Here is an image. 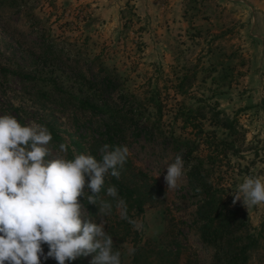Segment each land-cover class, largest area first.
I'll return each mask as SVG.
<instances>
[{"label":"rangeland","instance_id":"obj_1","mask_svg":"<svg viewBox=\"0 0 264 264\" xmlns=\"http://www.w3.org/2000/svg\"><path fill=\"white\" fill-rule=\"evenodd\" d=\"M21 1L40 23L31 26L21 4L0 5V66L41 76L58 74L64 89L77 91L78 69L91 80L103 75L92 60L98 57L119 75L120 80L111 87L118 91L122 86L135 96L141 118H155L148 99H155L157 93L162 103L159 124L174 135L196 139L199 145L192 155L208 153L201 142L206 133L196 136L190 128L180 129L179 119L173 118V107L180 101L192 107L215 101L223 116L235 120L237 132L226 135L227 131L213 124L209 114L201 120L203 131L214 132L217 138H231L234 146L226 157L214 160L209 182L222 187V198L230 199V205L246 178L264 182L263 43L262 37L251 30L254 21L246 1ZM182 72L194 79L184 95L173 87ZM210 75L219 80L213 83ZM35 91L31 82L0 73V115H12L17 120L21 117L26 124L52 123L70 152H60L59 144L51 141L48 147L52 157L66 155L72 159L88 154L100 160L101 115L73 109L70 103L61 105L57 93H50V99H39ZM110 91L106 90L103 97L112 96L114 103L121 105L124 97L116 92L109 95ZM136 124L143 125L139 120ZM136 131L125 129L115 146H127L129 150L119 179L145 198L142 212L132 209L127 212V220L120 218L116 199L106 194L111 186L109 175L100 193L112 205L111 214L103 219L105 231L113 239V250L121 253V264H214V247L203 242L198 233L199 196L186 176L188 159L182 156L184 175L178 187L166 189V167L178 152L169 141L146 138ZM70 140L78 141L79 148L69 144ZM79 199L84 216L99 223V203L88 204L86 196ZM235 204L243 211L246 232L257 239L246 264H264V204L251 208L242 201ZM133 222L141 227L137 229ZM133 248L135 252L130 255ZM92 255L78 259L90 264ZM41 264L57 263L41 258Z\"/></svg>","mask_w":264,"mask_h":264},{"label":"clouds","instance_id":"obj_2","mask_svg":"<svg viewBox=\"0 0 264 264\" xmlns=\"http://www.w3.org/2000/svg\"><path fill=\"white\" fill-rule=\"evenodd\" d=\"M51 141L45 125H21L12 115H0V264H41V258L65 264L90 254V264H121V253L113 250L103 219L111 214L112 205L100 193L106 176L120 178L127 146L104 144L100 160L88 154L68 159L52 157ZM59 150L66 154L68 145L61 143ZM184 167L181 152L166 167V189L178 187ZM106 194L116 199L120 218L127 220V204L118 189L109 186ZM85 196L88 204L99 203V223L84 216L79 198ZM236 201L246 208L264 204V182L246 178L233 195ZM134 252L129 249L130 255Z\"/></svg>","mask_w":264,"mask_h":264},{"label":"trees","instance_id":"obj_3","mask_svg":"<svg viewBox=\"0 0 264 264\" xmlns=\"http://www.w3.org/2000/svg\"><path fill=\"white\" fill-rule=\"evenodd\" d=\"M22 5L25 18L28 20L31 26H37L40 23L39 18L25 6V2L21 0H0V5ZM20 5V6H21ZM93 63H97V69L103 75L100 78L93 80L86 77V73L81 70H77L78 83L76 90H66L63 88V80L61 75H48L41 76L39 74H30L27 72H20L17 70L8 69L7 67L0 66V73L3 76L7 74H13L17 76L22 82H31L36 86V94L39 99H50L52 95L50 93H57V97L60 99L61 105L70 103L73 109H80L82 111H88L93 114L101 115L100 131L101 139L99 142L102 144H108L115 147V142L122 138V134L125 129L131 131L137 130L146 138H159L161 142L168 143L178 153L182 152L183 158L188 159V170L186 176L190 182V185L197 192L199 199L196 205V215L200 220L198 225V233L200 239L214 247V264H246L249 252L256 247L257 239L246 232L244 228L243 211L241 208L233 203L230 205V199L222 198V187L212 186L209 182L208 175L212 168H214V160H217L220 156L226 157L227 151L233 152V140L226 137L217 138L214 132L209 134V131H203L201 127V120L206 114H209L210 120L213 124L220 126L226 130V135L231 136L237 132L236 122L233 118H228L222 115L221 109L217 108V103H197L195 106L186 105L183 102H178L173 107V118L179 119V128L184 130L190 128L194 130L193 134L201 136L202 132H205L206 138L201 139V142L208 149L206 155H192L199 143L190 139L189 137H180L174 135L171 131L164 129L159 121L162 116V103L155 93V99L149 97L148 101L154 108L153 121H150L149 117H140L139 107L140 104L132 93L124 91L122 86H112L115 80H120L118 73L110 67L103 65L102 61L98 57H94ZM215 69H211L213 72ZM213 83L219 80L218 76L210 75ZM193 77L186 72H182L177 76L176 83L173 85L175 92L184 95L187 87L192 83ZM42 87L45 89L43 90ZM110 89L111 95L113 92L123 96V103L118 106L112 100V96L108 98L103 97V93ZM138 117L141 118L138 119ZM140 121L143 125L136 124ZM18 122L21 125H26V122L20 117ZM52 134V141L56 144L64 143L60 135L55 132L52 123H43ZM136 131V132H137ZM132 135L137 133L131 132ZM198 139V137H196ZM200 138V137H199ZM74 147L80 146V143L76 140H70V143ZM68 145V144H67ZM69 150V145H68ZM70 155V152H67ZM120 171V169H119ZM208 179V181H207ZM109 183L111 186H115L118 189L119 198H123L127 204V212L134 209L137 213L142 212V205L145 198L136 193V190L130 186L122 183L120 179L109 175ZM104 188L102 189V191ZM244 233V234H243ZM44 250L48 251L47 245H43ZM176 254V253H175ZM176 256V255H175ZM174 256V257H175ZM176 258V257H175ZM166 259V258H165ZM162 259V260H165ZM54 260V259H53ZM55 261V260H54ZM166 261V260H165ZM56 262V261H55ZM172 264L174 261H166L167 264ZM57 263V262H56ZM164 263V264H165ZM65 264H82L80 259L73 261H66Z\"/></svg>","mask_w":264,"mask_h":264},{"label":"crops","instance_id":"obj_4","mask_svg":"<svg viewBox=\"0 0 264 264\" xmlns=\"http://www.w3.org/2000/svg\"><path fill=\"white\" fill-rule=\"evenodd\" d=\"M237 2L246 1L248 5H250V9L252 10L251 18L254 23L252 26L253 32L258 33L262 38L261 42L263 43V56H264V0H233Z\"/></svg>","mask_w":264,"mask_h":264}]
</instances>
